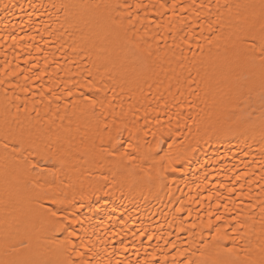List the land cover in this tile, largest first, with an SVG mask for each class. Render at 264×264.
Returning <instances> with one entry per match:
<instances>
[{"label": "bare ground", "instance_id": "6f19581e", "mask_svg": "<svg viewBox=\"0 0 264 264\" xmlns=\"http://www.w3.org/2000/svg\"><path fill=\"white\" fill-rule=\"evenodd\" d=\"M189 262L264 264V0H0V264Z\"/></svg>", "mask_w": 264, "mask_h": 264}, {"label": "snow or ice", "instance_id": "6c2138e0", "mask_svg": "<svg viewBox=\"0 0 264 264\" xmlns=\"http://www.w3.org/2000/svg\"><path fill=\"white\" fill-rule=\"evenodd\" d=\"M117 132L119 133V130H117ZM54 202H55V201H54ZM51 215H52L53 217H56V216H57V213L53 211V212L51 213ZM217 218L219 219V217H217ZM209 226H210V225H209ZM68 227H71V225L69 224ZM57 230H59V229H57ZM65 230H67V229H65ZM189 264H191V262H189Z\"/></svg>", "mask_w": 264, "mask_h": 264}]
</instances>
